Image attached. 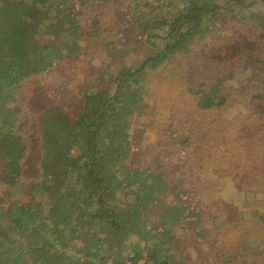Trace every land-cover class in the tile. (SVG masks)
Wrapping results in <instances>:
<instances>
[{
  "label": "trees",
  "instance_id": "16d2710c",
  "mask_svg": "<svg viewBox=\"0 0 264 264\" xmlns=\"http://www.w3.org/2000/svg\"><path fill=\"white\" fill-rule=\"evenodd\" d=\"M93 2L0 0V264L183 263L189 245L176 243L197 249L210 227L205 260L264 264V0H183L167 13L156 3L138 12L120 0L126 20L139 16L136 40L147 39L139 44L151 50L131 62L113 60L79 85L70 81L40 105L26 87L39 81L47 90L65 47L95 49L88 42L105 30L111 55L128 49L117 47L127 36L111 32L118 20L104 24ZM235 23L248 32L237 51L230 47L241 38ZM166 65L180 75L164 80L176 101L152 82ZM160 101L196 122L188 133L173 130L174 165L159 164L163 155L153 161L160 139L140 145L133 128L142 114L147 129L152 114L161 119L168 110L158 109ZM153 126L147 138L158 135ZM204 133L203 150L192 153ZM81 234L85 247L75 244Z\"/></svg>",
  "mask_w": 264,
  "mask_h": 264
},
{
  "label": "rangeland",
  "instance_id": "374dc122",
  "mask_svg": "<svg viewBox=\"0 0 264 264\" xmlns=\"http://www.w3.org/2000/svg\"><path fill=\"white\" fill-rule=\"evenodd\" d=\"M131 1L135 6L138 7V10H137L138 12H141L144 9L150 8L152 6L151 5L152 3H156L157 7L161 9V12L159 13H162V11H166V13L173 12L183 5V0L182 1L181 0H131ZM119 3H120V0H95V2H93L91 5L90 10L94 14H96L97 18L101 17L99 19H102L103 23L106 25H109L111 24V22L113 21L115 22V20H118V23L116 25L117 27L115 29H111V32L112 34H118L119 31H122L120 34L127 36L128 43L123 42L126 39V37L125 39L122 38V41L119 42L117 47H120L123 44L128 49H120L116 53L118 54L117 56L111 55V51L109 49H104L105 44L107 43L105 41V38L108 36V32L103 30L101 33L102 36L100 40H91V42H88L89 45L95 46V49H68V46L65 47L63 49V51H65L62 54L63 56L58 59L59 63L61 64L62 69L53 71V74L50 76L51 82L47 90L44 87V82L38 81V82L30 83L28 88L26 87L25 94L31 95L35 99H39L40 101L39 104L44 105L50 102L52 99L54 100V97H53L54 94L56 95L62 94L64 92L62 87L66 88L67 86H69L67 85V83H69L70 81L79 85L81 82L85 81L87 75L88 77H90L89 75H92L93 71H98L101 68L109 69L113 67L115 65L113 63L110 64L109 66V63L113 62V60H116V64H117V61L131 62V59H135V58L142 59L144 57V54L148 53L151 50L152 44H144V46L139 44L141 40L144 42L147 41V39L145 38L136 40L137 37H139V33H140L139 26L141 22L138 19L139 16L138 17L135 16V19H132L130 21L126 20L125 19L126 13L120 10V7H118ZM147 3H150V4L147 5ZM235 16L240 21L251 22V20L247 16H244V14L237 13L235 14ZM87 17L90 18L91 16L88 15ZM240 25L241 24L235 23V29L241 35V38L238 39L237 37H235L234 44L230 46L232 49H235V51L243 49L244 47H240V46L245 45L246 42H248V37H245L246 34L243 35L244 33H248V32L246 31L244 26H240ZM245 38H246V41H245ZM68 40H69V35L64 34L63 37L60 38L58 43H60L61 45H64V43ZM101 44H102V48L96 47L97 45H101ZM137 45L138 47L141 46L142 50L136 54L137 49H135V47ZM75 50H77L78 52H83V53L90 52V51L91 52L84 57H80V56L76 57L74 55ZM124 50H127V52H125ZM199 50H202V49H199ZM168 66L169 65H166L163 67L165 68V70L160 69L158 71V74L157 72L153 73L152 82L155 87L164 89L166 91L165 95L167 96L168 99H173L176 101V95L172 93L174 85L167 83L164 80H167L165 78L168 77L170 81H177L180 75L177 71H175L174 69L171 70ZM192 81L193 79L190 80V82ZM149 89L151 90V88ZM69 97L72 98L70 100L72 101L71 103L74 106V109H79L77 102L74 101L73 94H70ZM240 102L241 101L238 99L236 103H234L233 111L235 109L236 110L238 109ZM158 109H163L166 111L168 110L161 119H159L155 114H152V125L154 124L152 128V134L156 133L158 135L152 138L151 136H149L147 138V135H148L147 130L152 125L147 129L146 125L148 121H147V118L143 116V114L141 116L140 121L138 123H135V125H133L134 132L137 136L138 144L144 145L146 147L155 146V144H157L158 142V139H160L162 143V149L160 147L156 149L157 154L156 155L152 154V157H153L152 160L157 161L163 155V160L159 164H162L165 160L166 164L174 165L176 164V162L174 158L172 157L173 156L172 150L174 149L173 152H175L177 148L176 146L174 147L175 143L173 141H170V138L174 136L173 130L176 128L180 129L181 133H184V134L188 133L189 131H192L193 129L196 128L195 118L193 115L188 113L186 110L176 107V106H171V107L166 106L165 103L161 101L158 105ZM143 111H144L143 113L146 112L145 109ZM234 113L235 112H233L232 114L234 115ZM133 117L134 115H131V120ZM202 120H203V124L210 121L207 114L204 116ZM154 122H157V123H154ZM172 123L174 124V127H171ZM212 137L213 135L211 136V138ZM207 139H208V136L205 133L200 135L199 141L196 143L197 146L194 145L191 149L192 153L198 152L199 149L203 150L201 144L206 143ZM160 149H161L162 154H158ZM39 157L40 155L38 151L32 157V159L27 162L28 169H30V171L36 170L35 169L36 162L38 161ZM150 159L151 158L149 157L147 161L150 162ZM134 185H137L139 188V183L136 182V180L134 179H130L129 187H132ZM0 190H1V187H0ZM176 190H178V188ZM168 194L170 193L168 192ZM169 199L170 198H168V200ZM206 233H207V237L201 238L200 242L196 244L197 249L193 248V243L184 242L185 243L184 244L182 241H179L176 243L180 250H181V247L183 246L186 247V245H189V247H186V248L190 250L189 251L190 255L186 252H184L183 254L185 261L183 263L180 262L177 264H199L198 263L199 261H201V264L203 261H205L204 264H212L210 261L205 260V259H208L206 257L205 252L207 251L208 246L211 245L210 240L212 239L214 235V228L213 227L207 228ZM76 242L78 245H80V247H85V245H87V239H85L82 234L81 236L77 237L75 244ZM173 246H175V244ZM173 246L171 245V247ZM198 249H201L200 253ZM173 250H176V249H173ZM132 258H133V255L131 254L128 258L130 262ZM143 258L141 260H144Z\"/></svg>",
  "mask_w": 264,
  "mask_h": 264
},
{
  "label": "built area",
  "instance_id": "2783aa9c",
  "mask_svg": "<svg viewBox=\"0 0 264 264\" xmlns=\"http://www.w3.org/2000/svg\"><path fill=\"white\" fill-rule=\"evenodd\" d=\"M108 264H114L113 262H109ZM139 264H144V261L139 262Z\"/></svg>",
  "mask_w": 264,
  "mask_h": 264
}]
</instances>
